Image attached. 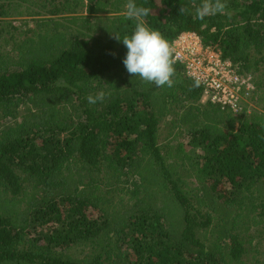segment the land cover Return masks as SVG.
I'll list each match as a JSON object with an SVG mask.
<instances>
[{"label":"trees","instance_id":"1","mask_svg":"<svg viewBox=\"0 0 264 264\" xmlns=\"http://www.w3.org/2000/svg\"><path fill=\"white\" fill-rule=\"evenodd\" d=\"M126 3L0 0V34L17 52L7 62L0 49V264H247L264 233V116L202 104L177 63L171 88L129 74L115 38L138 22ZM136 3L170 44L196 33L253 77L255 106L263 99L264 0H226L202 20V0ZM22 17L32 29L10 21ZM166 120L200 151L195 165L159 145Z\"/></svg>","mask_w":264,"mask_h":264},{"label":"built area","instance_id":"2","mask_svg":"<svg viewBox=\"0 0 264 264\" xmlns=\"http://www.w3.org/2000/svg\"><path fill=\"white\" fill-rule=\"evenodd\" d=\"M175 63L186 76L199 79L203 89L201 103L216 105L231 116H246L256 109L255 82L250 75H240L235 66L221 54L204 46L194 32H182L172 42Z\"/></svg>","mask_w":264,"mask_h":264},{"label":"clouds","instance_id":"3","mask_svg":"<svg viewBox=\"0 0 264 264\" xmlns=\"http://www.w3.org/2000/svg\"><path fill=\"white\" fill-rule=\"evenodd\" d=\"M226 7V0H202L196 10V16L202 20L206 16L223 13ZM125 8L126 17L138 21L130 36L126 35L120 39L114 35L117 40H122L127 49L123 59L127 72L156 87L166 85L171 88L175 83L173 77L176 74L172 45L159 30L152 29L143 22V18L149 15L150 8L137 5L136 0H127ZM179 12L187 14L188 9L181 6ZM200 83L198 78L194 79L191 87L198 88ZM106 95L101 90L95 96L89 95L87 100L90 104L103 102Z\"/></svg>","mask_w":264,"mask_h":264},{"label":"rangeland","instance_id":"4","mask_svg":"<svg viewBox=\"0 0 264 264\" xmlns=\"http://www.w3.org/2000/svg\"><path fill=\"white\" fill-rule=\"evenodd\" d=\"M21 9L24 11L25 7H21ZM34 10L36 11L35 8ZM32 20H33L32 18H26V17L10 19L12 24L17 28L23 27L24 22H27L29 23V27L31 29L33 28ZM42 31L43 30L41 29L40 32ZM35 34H43V33H39V31H36ZM29 36H31V34H29ZM0 49L2 52L8 53L9 60L7 62L15 61L17 57V52L13 51L12 46L3 42V38L1 34H0ZM262 96L263 99L262 100L260 99L261 101H258V103L256 104L255 113L264 116V95ZM11 123L12 121L6 120L3 122L2 126L6 127ZM159 145L161 147H164L165 150H167L168 152H172L174 157L179 159L180 162H182L186 168L195 165V161L197 160V157L200 156V151L198 149H194L190 145H188L187 135L184 132L174 128L170 124L169 120H166L160 126ZM187 179L191 183H197L201 180V178H199L193 172L188 173ZM253 235H254V240L252 243V247L248 249L249 253L245 256V261L247 264H264V233L260 234L256 231L253 233ZM73 253L74 255L79 254L78 251H75Z\"/></svg>","mask_w":264,"mask_h":264}]
</instances>
